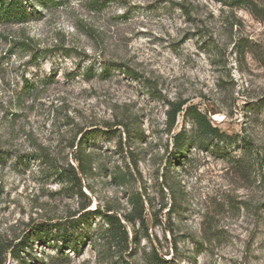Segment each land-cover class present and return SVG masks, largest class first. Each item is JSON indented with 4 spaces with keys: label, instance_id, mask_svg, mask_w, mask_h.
<instances>
[{
    "label": "rangeland",
    "instance_id": "1",
    "mask_svg": "<svg viewBox=\"0 0 264 264\" xmlns=\"http://www.w3.org/2000/svg\"><path fill=\"white\" fill-rule=\"evenodd\" d=\"M101 1L24 0L0 24V242L20 246L0 261L264 264V0ZM171 100L231 137L175 159L196 126L169 131ZM95 209L125 229L70 223Z\"/></svg>",
    "mask_w": 264,
    "mask_h": 264
},
{
    "label": "trees",
    "instance_id": "2",
    "mask_svg": "<svg viewBox=\"0 0 264 264\" xmlns=\"http://www.w3.org/2000/svg\"><path fill=\"white\" fill-rule=\"evenodd\" d=\"M97 3H101V0H96ZM106 4L108 2L104 1ZM103 3V2H102ZM31 12L29 8L24 3V0H0V24L3 23H25L30 19ZM108 68L105 69L107 71ZM134 74V73H133ZM135 75V74H134ZM136 76V75H135ZM169 105H171V109L168 111V125L169 131L174 128L175 123L177 121V117L179 114L183 113V117L186 120H191L192 124L196 126L194 134H190L186 127H183L180 131L176 132L173 135V150H172V157L175 159H180L184 154L198 144L204 148L208 147L206 141L209 137L211 138H219L220 140L226 137H231L226 134L224 131H221L217 126L213 125L208 117L196 106L191 104L190 106H186V102H177V101H167ZM198 142V143H197ZM83 144V140L79 141V146L81 147ZM172 159V158H171ZM170 159V162L172 160ZM3 161V156L0 153V162ZM91 162L86 155H79L77 156V164H70L67 170V177L70 181L76 186L80 188L82 193V178L87 177L91 172ZM120 178L124 177L122 174H118ZM138 198L141 199V196L138 195ZM103 214L104 218L107 220L110 227L114 228L115 226L124 228V225L121 222V217L115 213L109 212H102L100 209H95L91 212H86L82 214L81 217L76 218L74 217L70 223L72 225H77V223H84L85 221L89 220L93 215L96 214ZM142 222L145 223L144 217L140 216ZM125 218L130 221L134 222V218L127 217ZM121 231V230H120ZM126 235L127 231H125ZM61 239L65 244H68L75 240L74 244L72 245L73 248L78 249V236L74 237L68 231H64L63 233L60 231L58 234V238ZM7 249H11L12 253L16 256H19L20 246L17 244H4L0 242V250L8 251ZM150 261L152 264H169V261L160 255L157 254L156 250L154 249V253L150 257ZM4 261H0V264H4Z\"/></svg>",
    "mask_w": 264,
    "mask_h": 264
}]
</instances>
